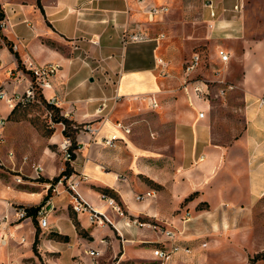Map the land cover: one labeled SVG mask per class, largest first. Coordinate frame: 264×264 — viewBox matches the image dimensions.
<instances>
[{"label":"crops","instance_id":"0c3cea01","mask_svg":"<svg viewBox=\"0 0 264 264\" xmlns=\"http://www.w3.org/2000/svg\"><path fill=\"white\" fill-rule=\"evenodd\" d=\"M161 4L171 7L170 0H0L7 22L0 32V85L7 79V70L18 67V58L26 64L59 66L51 79L52 88L44 94L47 99L56 98L55 105L65 117L83 124L76 134L79 147L71 161L73 174L87 176L79 182L78 191L95 208L107 210L122 234L111 226L93 225L86 215L74 212L66 190L49 196L45 189L36 192L2 186L0 189L22 206L38 205L43 195L42 205L48 198L52 201L50 227L43 229L48 231L40 243L42 255L57 256L51 264H108L106 256H118L120 264L151 258L152 243H167V237L157 230L128 224L116 216L101 199L102 193L114 192L130 217H156L175 227L182 224H176L171 212L190 197L188 205L195 211L185 222L195 228L206 222L207 214L249 209L264 195V52H255L264 40L246 42L243 52L244 75L239 84L243 130L229 144L218 143L213 104L195 90L191 80L195 76L208 78L199 77L200 67L169 73V67L179 66L180 57L176 47L164 52L166 37L159 31L170 10L152 18L146 11ZM236 30L243 32L242 27ZM129 32H140L146 39L124 43ZM158 57L167 63L165 75ZM201 85L206 90V85ZM7 86L22 89L20 84ZM237 88L236 84L225 97ZM150 97L157 106L148 104ZM200 111L205 112L203 118H199ZM147 117L154 118V144L160 151L151 158L154 168L142 173L165 186V192L139 202L135 194L149 191L146 182L136 176L146 158L138 154L139 147L131 138ZM117 122L129 126L131 132L116 128ZM168 131L169 139L165 137ZM113 133L120 136L115 146H105L101 139ZM52 137L58 142L64 139L62 132ZM162 164L169 175L161 171ZM48 173L52 178L56 172L48 169ZM200 203L207 207L197 209ZM2 205L6 207L5 202ZM27 233L35 240L31 230ZM56 234L66 235L68 240ZM93 249L99 252L96 257L89 255Z\"/></svg>","mask_w":264,"mask_h":264},{"label":"rangeland","instance_id":"374dc122","mask_svg":"<svg viewBox=\"0 0 264 264\" xmlns=\"http://www.w3.org/2000/svg\"><path fill=\"white\" fill-rule=\"evenodd\" d=\"M170 1V13L162 22L159 31L166 37L164 52L167 53L176 47L180 52V57L179 66L177 68L169 67L168 70H171L169 73L183 71L193 53H199L202 56L203 63L200 66L199 77L208 78L207 81L211 89V92L204 97L213 104L212 122L215 141L227 145L242 132L244 127L242 90L239 87L244 75L243 52L246 42L264 40V0H246L245 16L243 22L240 23L243 29L242 33L231 32L228 29L227 32H224L225 24L219 21L216 22L214 30H211L208 27L209 14L205 6L206 0ZM221 48L232 56L226 65L220 63L218 59L217 52ZM255 52L258 54L264 52V42L259 47H255ZM163 55L161 54V56ZM168 61L171 63V60ZM219 67H224L221 76L238 85L237 90L226 97H216L215 95L217 83L212 79L215 78L214 69H219ZM54 106L58 107L49 103L47 99L29 104H19L9 116L4 129L2 156L6 159L7 152L13 150L16 154V163L7 160L6 165L0 167V188L5 186L12 190L36 192H43L45 189L49 196L57 194L60 190L68 189L66 181L63 186L58 187L56 192L51 187L47 188L51 182H46V180H52L66 169L67 164H71V161H66L63 158L59 146L62 141L58 142L55 137H52L55 132L63 133L61 122H56L55 119L63 114L59 107L57 111ZM0 109L2 115L9 113L3 100H0ZM153 121V117H147L143 121V126H137L131 139L139 147L138 154L141 153L146 158V163L138 166L140 168L138 171L141 172L136 176L146 182L149 191H152L155 196V193L163 194L165 186L154 183V180L142 173L146 172L147 174L148 169L154 168L151 158L155 151H160L154 144L157 134L153 130ZM165 137L170 138L169 131ZM162 152L169 153V150L162 149ZM34 163H41L44 166L45 175L38 178L34 184H16L14 175L21 174L24 178L29 179L33 174L32 165ZM54 166L56 167L54 168ZM161 167V171L165 175H169L168 167L164 164ZM48 169L56 172L52 178L49 177ZM0 194L9 202V205L5 202L6 207L2 205L3 201L0 202V217L6 213L9 214L6 227L2 230L13 236V239H9L7 244L0 243V264H44L43 261L51 264L57 259V256H44L41 254L40 248L41 238L48 230H43L40 227L37 216L20 222L15 221L13 207H19L20 204L1 189ZM45 199L46 195H43L38 205L43 204ZM188 201L189 199H184L171 212L172 217L177 221L176 224H182L179 227L177 225L175 227L172 222L167 223L156 217L135 216L146 223L157 224L161 229L175 231L174 240H177L176 244L182 248L171 256L168 264H250L253 257H259L255 264H264V195L257 199L249 209L207 214L204 218L206 222L196 226L197 228L191 226L189 222H185L194 215L195 211L191 210ZM197 207V209H205L207 205L200 203ZM212 225L213 227L210 228ZM28 230L33 232L34 239L37 236L34 246V240L28 235ZM157 231L165 236L160 232V229ZM155 244L152 243L149 247H153ZM186 246L189 248V252L183 250ZM179 253L186 256H175ZM106 257V263L118 264V256ZM120 264H158V262L151 256V258L145 259H128Z\"/></svg>","mask_w":264,"mask_h":264},{"label":"built area","instance_id":"2783aa9c","mask_svg":"<svg viewBox=\"0 0 264 264\" xmlns=\"http://www.w3.org/2000/svg\"><path fill=\"white\" fill-rule=\"evenodd\" d=\"M138 2L142 3L144 0H138ZM206 9H208L209 18L208 27L211 30H214L216 27V22H224L225 26L223 27L224 32L226 30H230L231 32L238 33L236 28L242 27L240 23L243 22L246 10V0H206ZM170 10L168 5H151L146 10L149 17L152 18L156 15H161L168 13ZM239 23V25H236ZM7 27L6 18L1 16V8H0V32ZM146 36H144L140 32H129L124 35L123 42H138L145 40ZM11 49L13 52L17 51V45L13 43L11 45ZM218 59L220 63L226 65L231 60V54L225 49H219ZM157 63L161 65L162 70L161 74H166L167 63L162 57L157 58ZM203 63L202 56L199 53H193L190 60L187 62L185 71L189 72L191 70H195L199 68ZM1 67V61H0ZM59 70V66L54 63H47L44 65H32L22 63L21 66L17 68H11L7 70V79L0 85V100H3L6 107L9 109V113L7 115H2L0 109V167L6 165V161H12L14 164L16 163V154L14 151L7 152L6 159L2 156V144L4 140V127L8 121L9 114L12 112L19 104H29L34 102L41 101V94L45 97L44 90L52 88L51 79L57 74ZM224 72V67H219V69H214L215 78L212 81L217 83V92L216 97H223L229 91L234 90L236 88V84L229 81L227 78L221 76ZM191 80L195 83V90L202 96H206L211 92L210 86L207 80H202L197 76L191 78ZM14 83L20 84L22 89H14L11 90L7 85ZM201 84L206 85V90L203 89ZM46 98V97H45ZM206 98V97H204ZM47 99V98H46ZM49 103L57 104L55 97H50L47 99ZM261 103H264V100H261ZM148 104L152 106H157V102L154 98L150 97L148 100ZM205 115L204 111L199 112V118H203ZM62 130L65 129V124L61 122ZM116 128L123 130L125 134H129L131 132V128L122 122L116 123ZM88 130L92 131L94 134L96 130L88 127ZM119 134L113 133L109 135H105L101 142L108 147H114L115 141L119 139ZM60 150L62 152L63 158L66 161H72L71 159V138L70 136H64L63 141L59 144ZM75 152V150H74ZM33 174L29 177V179L24 178L21 174L14 175V181L18 185L25 184H34L38 178H41L45 175L44 166L41 163H34L32 165ZM87 176L83 173L75 175L71 173L68 176H61L55 183L48 184L47 188H52L53 191H58V187L60 185L63 186L64 181L67 182L68 189L66 191L70 194V206L74 212L77 214H84L88 217V220L91 224L97 226H111L118 233L121 234L119 229L117 228V224L115 220L109 215L108 211H101L95 208L92 204L87 202L78 191L79 182L82 180H86ZM59 193V192H57ZM154 193L152 191H147L144 193L135 194L136 201H144L147 197L153 196ZM52 196V195H51ZM101 199L107 204L108 209L111 212L115 213L116 216L120 218H124L126 223L132 224L137 227H145L149 226L154 230H159L167 237V243H156L155 246L152 247V257L154 260L158 262V264H168L171 256L174 253L179 251L182 246L176 244L177 240L175 239V231L171 229H161L157 224L146 223L145 221L139 219L138 217H130L127 214L123 204L114 196H111L106 193L101 194ZM6 202L9 205V202L4 199L0 194V202ZM49 206V209L47 208ZM15 214V221L20 222L21 220H26L31 218L32 216L28 214V211L25 209V206L20 205L19 207H13ZM54 208V205L50 198H48L44 205L37 210L36 216L39 220V225L42 229H48L50 227L48 213ZM7 219H9V214L6 213L2 217H0V243L2 245L7 244L9 239H13L12 234L5 233L2 229L5 228V224L7 223ZM122 236V234H121ZM185 252H189V248L186 246L183 248ZM99 254L97 250H89V255L91 257H96Z\"/></svg>","mask_w":264,"mask_h":264},{"label":"trees","instance_id":"16d2710c","mask_svg":"<svg viewBox=\"0 0 264 264\" xmlns=\"http://www.w3.org/2000/svg\"><path fill=\"white\" fill-rule=\"evenodd\" d=\"M2 12H1V16H2ZM18 66H21L22 65V61L20 58H18ZM41 100L45 101L46 98L41 94ZM54 108L58 111L59 108L58 107H55ZM13 113L10 112L9 116ZM56 119V122H62L65 124V129L63 130V134L64 136H70L71 138V150H73V152H71V159L73 160L75 158V152L74 150L78 149L79 147V144L77 143V140H76V134L77 132L79 131L80 129V124H76V123H73L72 120H70L69 118L65 117L64 115L62 116H59ZM73 123V124H72ZM72 125V126H71ZM73 127V128H72ZM71 130V132H69ZM73 172V168L71 166V164H67V167L65 170H63L58 176L54 177L52 180H47V181H50L52 183H55L61 176H68L70 175L71 173ZM111 196H114L116 197V194L114 192H111ZM190 198V197H189ZM189 198H186V199H189ZM42 204L40 205H36V206H25V209L28 211V214L35 217L36 216V212L37 210L41 207ZM77 228H79V225H78V222H75ZM79 232L82 234V231L79 230ZM57 237L63 239V240H68V236H61L59 234H56ZM37 242V236L35 237V240H34V243H33V246L36 244ZM259 259V257H253L251 258V263L250 264H255L256 261Z\"/></svg>","mask_w":264,"mask_h":264},{"label":"water","instance_id":"95a60500","mask_svg":"<svg viewBox=\"0 0 264 264\" xmlns=\"http://www.w3.org/2000/svg\"><path fill=\"white\" fill-rule=\"evenodd\" d=\"M91 80H93V78H91Z\"/></svg>","mask_w":264,"mask_h":264}]
</instances>
